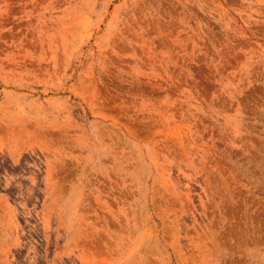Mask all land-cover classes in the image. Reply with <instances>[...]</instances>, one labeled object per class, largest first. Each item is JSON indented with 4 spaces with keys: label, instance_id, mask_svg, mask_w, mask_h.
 I'll list each match as a JSON object with an SVG mask.
<instances>
[{
    "label": "rangeland",
    "instance_id": "374dc122",
    "mask_svg": "<svg viewBox=\"0 0 264 264\" xmlns=\"http://www.w3.org/2000/svg\"><path fill=\"white\" fill-rule=\"evenodd\" d=\"M0 264H264V0H0Z\"/></svg>",
    "mask_w": 264,
    "mask_h": 264
}]
</instances>
